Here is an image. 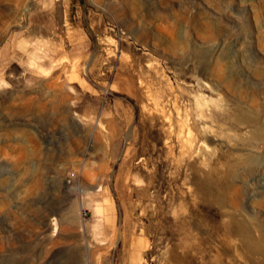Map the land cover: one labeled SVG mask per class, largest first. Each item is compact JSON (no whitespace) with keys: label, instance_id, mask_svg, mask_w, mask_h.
Returning <instances> with one entry per match:
<instances>
[{"label":"rangeland","instance_id":"374dc122","mask_svg":"<svg viewBox=\"0 0 264 264\" xmlns=\"http://www.w3.org/2000/svg\"><path fill=\"white\" fill-rule=\"evenodd\" d=\"M0 264H264V0H0Z\"/></svg>","mask_w":264,"mask_h":264}]
</instances>
